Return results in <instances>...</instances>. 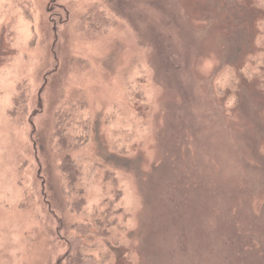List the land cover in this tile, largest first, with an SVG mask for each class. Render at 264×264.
Masks as SVG:
<instances>
[{"label":"rangeland","instance_id":"374dc122","mask_svg":"<svg viewBox=\"0 0 264 264\" xmlns=\"http://www.w3.org/2000/svg\"><path fill=\"white\" fill-rule=\"evenodd\" d=\"M82 224L97 264H264V0H0V264Z\"/></svg>","mask_w":264,"mask_h":264},{"label":"trees","instance_id":"16d2710c","mask_svg":"<svg viewBox=\"0 0 264 264\" xmlns=\"http://www.w3.org/2000/svg\"><path fill=\"white\" fill-rule=\"evenodd\" d=\"M55 136L58 137V145L64 148L75 147L72 145L71 136L65 134L64 128L61 123L57 120L55 124ZM60 170L68 187L73 190L75 183L78 182L80 178V171L75 161L70 156L69 152H63ZM75 190V189H74ZM83 200L79 202L81 204ZM78 203V201H76ZM77 230L79 232L78 236L70 239L69 251L63 257V264H97V260L93 255L87 254L85 252L87 248V242L84 239L85 236H90L95 233L93 227L90 224L78 225Z\"/></svg>","mask_w":264,"mask_h":264}]
</instances>
